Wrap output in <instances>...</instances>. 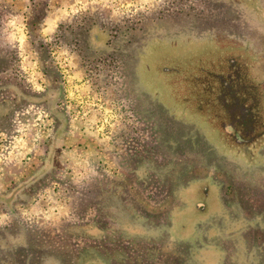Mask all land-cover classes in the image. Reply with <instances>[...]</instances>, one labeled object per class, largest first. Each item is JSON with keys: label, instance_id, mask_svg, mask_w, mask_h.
<instances>
[{"label": "rangeland", "instance_id": "rangeland-1", "mask_svg": "<svg viewBox=\"0 0 264 264\" xmlns=\"http://www.w3.org/2000/svg\"><path fill=\"white\" fill-rule=\"evenodd\" d=\"M33 1L22 17L0 0V47L15 51L4 37L14 27L24 46ZM35 1L38 9L41 1H51L56 11L62 0ZM63 1L69 10L93 2ZM95 1L107 8L95 4L90 9L100 18L113 17L99 22L120 29L119 37L100 54L85 43L77 45L87 59L112 62L99 69L111 84L93 94L82 87L79 69L62 56L55 59L69 64L63 68L66 79L77 82L87 97L68 110L88 129L68 150L85 146L101 153L88 156L81 148L74 159L85 164L76 179H61L56 173L68 171L67 156L62 151V159L54 158L61 147L49 146L54 153L47 176L20 180L0 195L1 228L27 232L16 253L0 233V264H264V221L259 220L264 211L257 210L256 220L244 226L232 209V178L250 173L246 185L252 193L261 187L258 204L264 210V0H184L198 10L208 5L204 19L193 11L175 17L170 9L179 0ZM162 12L166 16L160 19ZM128 25L143 27L131 31ZM77 36L83 41V34ZM248 40L255 45L244 43ZM21 49L32 84L0 77V85H16L0 90V97L12 102L15 120L9 134L0 135L4 157L11 142L15 147L31 139L44 146L56 123L43 113L44 104L15 98L17 91L39 96L48 86L33 64L36 58L31 64L30 54ZM116 62L120 68H112ZM50 72L52 86H60L57 70ZM16 151L23 154L26 148ZM91 169L96 176L82 179Z\"/></svg>", "mask_w": 264, "mask_h": 264}, {"label": "crops", "instance_id": "crops-1", "mask_svg": "<svg viewBox=\"0 0 264 264\" xmlns=\"http://www.w3.org/2000/svg\"><path fill=\"white\" fill-rule=\"evenodd\" d=\"M92 1L93 2H90V3H88V1H87L86 4L90 5L87 9L91 8V5H95V4H102L104 7L107 8V6L105 4H103L101 1H98V2H96L95 0H92ZM77 2H79V1H76L75 4H77ZM7 3L10 4L20 15H22V17L25 15V11L28 9V4L30 5L29 0H7ZM52 3L53 2L48 1L49 5L47 7L46 16L43 19V21L41 22L40 28H39V33H40L41 38H43L47 42L51 41L53 35L55 34L59 25L63 21H65L67 19H72L75 15L80 13L81 10L87 6L84 4L82 6H79V8L75 6L74 9L69 10V8H67L68 4L62 0V1H59V3L61 5L57 6L56 7L57 9L55 11L52 9L53 8ZM104 14L106 15V13H104ZM16 18H17V14L14 15L13 20L16 21L17 20ZM23 33H24V39H25L24 40V42H25L24 46H22L19 42V38H18L17 32L15 31V27H14L13 31L10 30V28L8 30H6L5 35H4L5 42H7L9 44H13L14 46L17 47V51H18L20 60H18V61L12 60V58L9 56V54H6L4 51H3V54L0 53V77L1 78L6 77L5 74H3L4 69L15 68L18 64V67L21 68V72L25 74V75L23 74V76L20 78H24V83L28 84V82H31V79H28L29 75H27L28 72L26 70V61H25L26 58L24 57L22 49H21L23 47L24 51L27 52L28 54H30L29 55V61L31 62V64L33 63V60L36 58L33 64L35 66H37L39 71L42 73V75H44V77L46 78V80L48 82V86L45 89H43L42 91H38L39 96H34V95H31V94L26 93V92H18L17 91V92H14L15 98L19 101H26V103H28V105L29 104L30 105L44 104L46 106V108L43 111V113H45V116L51 117V119L53 121L55 119L56 123H55L54 127L51 129L53 134H51L52 136L50 135V137L52 139H50V140L48 139L47 143H45L44 146L41 144V142L39 144L32 143L31 139L27 140V141L23 140V142H25L24 144L16 145L15 147H14L13 142L10 143L11 150H9L10 152H8V156H5V157L0 156V161L3 163L0 166V195H4V194L8 193L11 188L15 187L16 184H18L20 182V180L21 181L22 180H25V181L30 180L31 181V180H35V179H41L42 174L47 176L48 168L51 165L49 158H52L51 154L54 153V150H51V148L49 149V146H51L52 148H55V149H57L58 147L59 148L61 147V151H60L61 156L59 155V157H58L57 151L55 150V153L53 155L54 158L57 157V158L62 159V155H63L62 151L64 152V157L67 156V159H65V161L67 160L68 165H69L68 171H59L58 170L56 173L57 178H61V179H67V178L76 179L75 175H77V173L80 172V167H83L82 165L85 164L84 159H80V160H76V158L74 159V154L78 153L77 151L78 150L80 151L81 148L84 149L85 155H88V156L93 154L91 152H95L98 154L101 153V151L96 150L95 147H90L89 150H85V146H83L81 148L79 147L77 149L73 148L72 150H68L70 147L73 146L76 138H80L81 134L83 133V130H84V133L88 132V129H86L87 127L81 125V121H79L78 116L76 119L74 118L72 120V118L70 116V111H68V110L70 108H73V107H76L77 105L82 104L87 97H86L85 91H83V93L80 92V85L77 82L70 81V80L66 79V74L64 73L63 68L64 67L69 68V64L65 63L64 65H62L61 62H57L55 58L57 56H62L71 65L73 64L72 66H74V68L76 70L79 69L78 72L81 73V74L80 73L79 74L81 75V78H82V82H81L82 87L84 89H85V87H87L88 90L90 89L91 91H93L92 93L95 94L97 91H95L93 84L89 81L88 77H86L84 71L81 70L80 64L78 63L79 61L77 59H75L73 56H71L70 54H68L66 52L65 53L62 52V50H54L52 52V58H51L52 60L50 61L51 62L50 64L53 68H55L57 70V72L59 74L60 80H59V83L57 85H60V86L53 87L52 86V84H53L52 78H50L43 71L42 66H41V58L38 55V53L34 50L32 44L30 42L29 33H28V29H27L26 24H24ZM260 34L262 36L264 35V27H262ZM2 42H3L2 39H0V43H2ZM244 43L249 44V46H251V44L255 45L254 44L255 42H253V40H251V41L248 40L246 42L244 41ZM54 65H55V67H54ZM9 73H13V72L10 70H7V74H8L7 78L16 79V77H14L15 74H9ZM7 83L10 84L11 89L15 88V87L14 88L11 87L14 83H12V82H10V83L7 82ZM31 84H32V82H31ZM18 89H19V87H18ZM103 94L104 95L109 94V91L105 90V91H103ZM3 102H4L3 99H0V104ZM61 107H63V108H61ZM0 111L2 112V111H4V109H1V107H0ZM0 135L6 136V134H3V133H1ZM16 143H19V142L17 141ZM20 146L26 148V151H24L23 154L16 151V149L19 148ZM64 147H66V148L64 149ZM12 150H14V151H12ZM24 153H26V154H24ZM98 154H96V155H98ZM102 155L105 156L106 154L103 153ZM99 159L100 158L97 157V160H99ZM87 163L90 164V160H88ZM97 164L104 166V163L99 162ZM247 165L249 168L251 163L248 161ZM105 168L106 167H103V170L105 172H107V170ZM87 171H89V170H87ZM94 172L95 171L94 170L92 171V169H91V171L86 176H83L82 179L88 178V177L94 175ZM232 179H233L232 190L234 191L233 196H235L234 187H235V182L237 180V182H242V183H239L240 189L237 190L238 191V197H240V199H241L240 201L242 202V200L244 199V200H247L248 203H250V204H253V203L256 204L257 201H255V199L257 198V195H261V187L259 186V189L254 188L255 192H253V193L251 192V188L246 185V182L251 181L250 173H247V176H244V177L239 176L237 178L233 177ZM257 182H259V181L257 180ZM26 189H28V188L26 187ZM262 189H263V187H262ZM14 192H16V191H14ZM222 194H223V189H222ZM223 199L224 198L222 195L221 199H220L222 202V205H223L222 207L224 209L228 210V207L224 203ZM232 209H233L234 213L237 212V210H236L237 206L235 204H233ZM240 220H242V219L237 220L238 224L239 223L240 224L245 223V222L240 221ZM248 220H249V222H251V221H255L256 218H248ZM2 223L3 222H0V225ZM244 226H245V224H244ZM254 226L256 227L257 224H254ZM0 228H1V226H0ZM22 230L23 229L12 231L9 228H5V227L0 229V233H2V237L8 239L10 247H11L10 249L13 250V252L16 251L15 249L17 248V245L19 244L20 236L21 235L26 236V234H27L26 231H22ZM243 231H246V230L243 229Z\"/></svg>", "mask_w": 264, "mask_h": 264}, {"label": "trees", "instance_id": "trees-1", "mask_svg": "<svg viewBox=\"0 0 264 264\" xmlns=\"http://www.w3.org/2000/svg\"><path fill=\"white\" fill-rule=\"evenodd\" d=\"M180 2H177V4H173L174 8L170 9L173 10L172 14L175 15H180V14H184V13H189L190 11H193V14H197L200 19H204L203 15H206L207 13H209V8L208 5L207 7H203V10H198L194 5L195 4H186V2L184 0H179ZM34 2H36L35 0L32 2L33 4V9H32V18L30 19L29 23L27 24V29H28V33H29V38H30V42L34 48V50L38 53V55L41 58V66L43 71L45 72V74H47L50 78H52L49 74L50 72V68H53L51 66V58H52V52L54 50H62L67 52L68 54L74 55L77 60L79 61L78 63L80 64V68L82 71H84L86 77H88L89 81L93 84V87L96 89V91H98L97 89L100 88L101 85H108V82L106 83V78L105 76L100 75L102 70H99L101 68H105V67H109L107 66V64L111 65L112 62L110 61H105L102 58L99 59H87L85 58V56L81 55L82 52L79 51L78 48H80L79 45L82 46L81 43H85L87 48H93L97 54L103 53L106 50V46H108V44L113 43L114 40L116 38H118L119 36H117L118 30L120 29H114V28H109L106 27L104 25L100 24V20L101 19H105L106 21L108 20H112L113 21V17L109 18L107 15H105L103 13L104 16L108 17L105 18L103 16H101L98 13H94V11H92V9H86L85 11H82L80 13H78L77 15H75L72 19H67L65 21H63L57 31L55 32V34L53 35L51 41L47 42L45 41L43 38H41L40 33H39V28H40V24L43 21V19L46 16V11H47V7H48V2L47 1H41V6L40 9H38L36 7V5L34 4ZM43 3H44V11L43 9ZM206 3V2H205ZM40 5V4H39ZM40 11V12H39ZM171 11H168V16H171ZM15 14L11 13V18L14 17ZM165 12H162L158 18H164ZM174 17V16H173ZM117 19V18H116ZM120 19V18H118ZM117 19V20H118ZM145 17L140 18L141 23H143L145 21ZM191 19V18H190ZM10 20V18H9ZM139 21V20H138ZM1 22H4L3 18H0V25ZM139 24V23H138ZM121 22L119 25V28L122 27L121 26ZM127 27H129V30L133 31V30H140L141 27L137 28L134 25H128ZM8 30V29H7ZM2 32V28L0 26V33ZM6 32V31H5ZM84 35L83 41H81L77 35ZM117 36V37H116ZM79 44V45H77ZM121 46H123V44H121ZM121 46L119 48H121ZM85 48V45L84 47ZM14 50H10L7 47H0V53L3 54V51L6 54H9V56L12 58V60H20L19 58V54L17 51V47L14 46ZM82 50V49H81ZM121 50H123L121 48ZM95 53V54H96ZM107 62V64H106ZM110 62V63H108ZM115 62V61H114ZM117 65H115V63L113 64L112 68H116V66L120 65L116 62ZM110 68V67H109ZM98 69V70H97ZM7 70L12 71L13 73H9V74H15L14 77H16V81H19L18 78L22 77V72H21V68L18 67V64L15 68H11V69H4L3 70V74H5V76L7 77ZM13 76V75H12ZM109 78V77H108ZM17 84H20V82H17ZM111 83H109L110 85ZM108 85V86H109ZM5 87H9L10 84L6 83H1L0 85V90H2ZM16 85H12L11 87H15ZM105 90V88L103 87L101 91V93ZM0 99H3V97H0ZM3 103L0 104L1 109H4V111H0V134H6L8 135L9 133H7L10 125H12L15 120L14 117L11 115L12 114V102L9 99H3ZM15 105V104H14ZM15 132V129H14ZM96 176V175H94ZM94 176L92 178H94ZM102 185V184H101ZM105 190V188L103 189Z\"/></svg>", "mask_w": 264, "mask_h": 264}, {"label": "flooded vegetation", "instance_id": "flooded-vegetation-1", "mask_svg": "<svg viewBox=\"0 0 264 264\" xmlns=\"http://www.w3.org/2000/svg\"><path fill=\"white\" fill-rule=\"evenodd\" d=\"M239 183H242V182H235V187H234V189H235V197H234V199L236 200L235 205L237 206V209L236 210L238 212V216L240 215L239 216V219H242L241 217L243 215V217H245V219H242L240 221L245 222L244 224L246 225L249 222L248 218H257V216H256V213H257L256 211L257 210L264 211L263 210V204H261V202L258 204V202L260 201L259 198H261L260 196H262V195H257V198L255 199V201H257L256 204L253 203L250 206L249 205L248 206L247 205L245 206L243 204V202L240 201L241 200L240 197H238V191L237 190L240 189ZM263 203H264V201H263ZM249 211H253L254 213L250 215L249 214ZM261 215L263 216V219L261 220V217H259V220L260 221H264V212L261 213ZM257 234H260V231L259 230L257 231Z\"/></svg>", "mask_w": 264, "mask_h": 264}]
</instances>
